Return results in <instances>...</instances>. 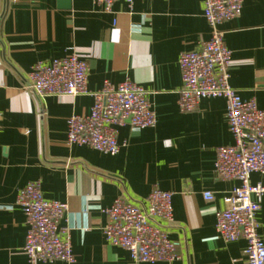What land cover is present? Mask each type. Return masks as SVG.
<instances>
[{"label": "crops", "instance_id": "obj_1", "mask_svg": "<svg viewBox=\"0 0 264 264\" xmlns=\"http://www.w3.org/2000/svg\"><path fill=\"white\" fill-rule=\"evenodd\" d=\"M218 29L231 51L229 85L264 109V0H243L239 16ZM209 36L202 0H118L110 11L92 0H0V264H30L16 197L33 180L44 198L67 203L60 227L69 230L77 264H246L245 240L225 241L215 231V212L239 183L214 172L215 148L233 143L225 101L204 98L190 112L177 107L178 57ZM72 50L87 63L90 90L129 78L148 92L155 125L119 126L116 138L125 145L114 155L66 143V118L88 114L91 96L40 97L25 89L35 62ZM249 180L264 182V174ZM153 188L173 192L167 229L178 258L133 261L105 242L103 209L116 197L140 204ZM256 219L264 243V195Z\"/></svg>", "mask_w": 264, "mask_h": 264}, {"label": "built area", "instance_id": "obj_2", "mask_svg": "<svg viewBox=\"0 0 264 264\" xmlns=\"http://www.w3.org/2000/svg\"><path fill=\"white\" fill-rule=\"evenodd\" d=\"M118 0H92L110 11ZM128 4L132 0H122ZM243 0H202L203 16L210 27L207 40L178 57L181 85L177 107L190 112L204 98L225 101V119L233 137L230 145L215 148L214 172L224 180H237L223 197L224 208L215 212V231L225 241L242 238L246 242V264H264V243L258 234L256 214L264 195V182L250 183V174H264V109L255 99L242 100L229 85L231 51L225 45L222 22L239 16ZM25 89L44 97L88 95L93 98L88 114L66 118V143L83 145L114 155L125 145L118 143L117 128L129 125L133 130L153 127L156 116L147 99V90L125 78L118 84L105 80L98 90L88 88V66L74 50L62 57L35 62L25 78ZM173 192L153 188L140 204L116 197L103 209L102 227L107 244L125 249L133 261H172L177 243L168 236L174 221ZM212 200L210 190L202 192ZM16 204L27 224L23 251L30 264L62 260L77 264L72 252L68 228L60 227L68 212L66 202L44 198L39 180L18 190Z\"/></svg>", "mask_w": 264, "mask_h": 264}]
</instances>
